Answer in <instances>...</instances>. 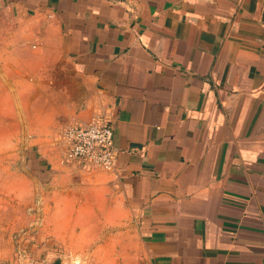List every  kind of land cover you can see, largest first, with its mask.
<instances>
[{
  "label": "crops",
  "instance_id": "1",
  "mask_svg": "<svg viewBox=\"0 0 264 264\" xmlns=\"http://www.w3.org/2000/svg\"><path fill=\"white\" fill-rule=\"evenodd\" d=\"M0 6V152L29 142L30 198L43 185L118 264H264V0ZM94 118L114 130L111 171L53 148Z\"/></svg>",
  "mask_w": 264,
  "mask_h": 264
},
{
  "label": "rangeland",
  "instance_id": "2",
  "mask_svg": "<svg viewBox=\"0 0 264 264\" xmlns=\"http://www.w3.org/2000/svg\"><path fill=\"white\" fill-rule=\"evenodd\" d=\"M2 9L5 8L0 6ZM5 10V13L0 11V21H12L11 11ZM4 32L9 35L11 29L0 30L1 37ZM14 144L8 142L0 152V264H37L45 260H53L55 264H118L115 254L96 246L100 243L99 230L88 227L83 218L75 220L70 206L66 205L67 211L59 213L51 210L50 204L41 202L39 191L45 192L43 185L38 183L36 196L30 198L28 187H32L34 181L30 145L27 140ZM63 145L64 142H58L53 147L55 152L61 153ZM65 163L84 168L74 161ZM57 225L58 230L53 231L52 227ZM46 240L52 249L45 253L35 244ZM60 248L74 251L64 252Z\"/></svg>",
  "mask_w": 264,
  "mask_h": 264
},
{
  "label": "built area",
  "instance_id": "3",
  "mask_svg": "<svg viewBox=\"0 0 264 264\" xmlns=\"http://www.w3.org/2000/svg\"><path fill=\"white\" fill-rule=\"evenodd\" d=\"M64 162H77L88 169L111 171L119 149L114 143V130L105 118L88 123H75L63 132Z\"/></svg>",
  "mask_w": 264,
  "mask_h": 264
}]
</instances>
